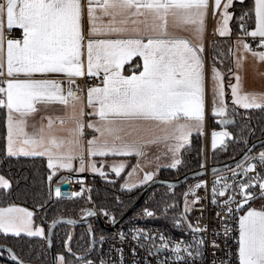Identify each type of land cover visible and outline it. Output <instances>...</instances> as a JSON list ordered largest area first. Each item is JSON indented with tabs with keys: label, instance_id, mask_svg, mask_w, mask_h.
I'll list each match as a JSON object with an SVG mask.
<instances>
[{
	"label": "snow or ice",
	"instance_id": "1",
	"mask_svg": "<svg viewBox=\"0 0 264 264\" xmlns=\"http://www.w3.org/2000/svg\"><path fill=\"white\" fill-rule=\"evenodd\" d=\"M232 3L233 0H224L223 5L221 0H87L85 5L82 0H0V76L7 77L0 80V106L7 109L6 155L46 157L48 168L53 170L49 181L56 171L73 169L76 160L80 166L75 171H84L85 152L90 158L88 167L101 176L106 175L102 166L98 168L91 157L135 156L137 162L121 185L129 190L153 180L161 166L176 168L182 163L181 151L190 144L192 132H202L204 126L206 63L203 52L209 9L213 16L220 10L221 20L216 31L224 36L231 32L229 20L233 13L228 9ZM85 7L86 44L82 23ZM254 12L255 28L244 30L243 23L240 27L242 36L259 38L256 48L238 39L234 42L235 49H229L237 70L242 67L246 54L264 62V51L257 50L264 48V0H254ZM247 14L244 12L238 19L243 21ZM5 26L9 30L14 26L21 29L23 39H6ZM133 57L142 60V65L125 75L124 66ZM225 72L229 77L235 76V82L229 79L227 85L231 90L233 114H239L235 106L264 111V92L246 91L238 72L232 67L218 68L214 58L211 66L212 113L220 117L219 123H235L234 118L227 115ZM50 74H63L67 78V89L60 80L46 78ZM85 74L103 77L101 85L87 88V106L91 109L87 115L95 117L88 121L87 128L94 130L96 135H91L86 142L83 95H75L72 90L76 78ZM21 75L24 78H19ZM76 102H80L78 110ZM54 104L63 105L66 110L63 117H57L59 129L54 128V121L49 117L47 124L34 122L31 132L26 130L30 116ZM69 108L71 111H67ZM243 132L241 129L240 135L234 137L227 128L213 130L212 148L225 147V138L236 139L247 146ZM152 146L162 151L150 160L147 157ZM162 156H170V164L161 165ZM153 161L155 170H144L142 165ZM235 165L230 169L231 177H215L211 202L220 204L229 216L233 211L243 212L238 216L236 229L238 264H264V205L249 206V201L255 198L253 185H258L259 195L264 198V148L258 153L249 148ZM203 166L201 163V168ZM125 167L123 161L110 166L117 176ZM225 169L229 166L214 168L213 172ZM138 172L143 173L142 179ZM249 172L254 175L249 177ZM0 187L10 188L3 176H0ZM201 187H207L206 181L191 185L183 193V211L171 217L175 228H186L192 233L191 240L174 239L159 230H130L137 246L146 248L149 255L168 251L169 255L163 261L157 260V264H196L204 259V238L197 236L202 229L188 219L192 205L201 199L196 195ZM237 192L241 197L239 201L236 200ZM55 195L69 194L62 193L57 186ZM71 195L80 196L81 192ZM218 196H226V199L218 200ZM174 207L175 204L166 205L163 215L167 217L169 208ZM100 211L109 215L104 208ZM142 211L147 217L156 215L147 208ZM87 214L95 215V212L89 210ZM32 218L31 211L15 204L0 207V233L42 237L51 247L50 236L45 235L42 227L33 228ZM110 218L115 223V218ZM65 222L75 223L71 219ZM120 238L123 240L125 233L121 232ZM70 240L69 236L64 244L73 258L57 254V264H109L103 257L98 262L88 258L96 251L95 238L80 254L72 251ZM99 240L102 243L105 237ZM213 246L218 247L215 241ZM7 250L17 264H28L12 249ZM117 251L123 264V249ZM132 252L135 255L136 248Z\"/></svg>",
	"mask_w": 264,
	"mask_h": 264
},
{
	"label": "trees",
	"instance_id": "2",
	"mask_svg": "<svg viewBox=\"0 0 264 264\" xmlns=\"http://www.w3.org/2000/svg\"><path fill=\"white\" fill-rule=\"evenodd\" d=\"M230 9L233 13V17L230 20V29L233 35L242 34L241 23H243L244 30L249 31L253 27V0L235 1ZM244 12L248 13L246 19L240 21L238 18ZM230 47V41H222V44L211 47L213 58H215L216 64L222 70L232 67L231 56L229 54ZM229 79L231 77L225 72L227 91ZM232 108L233 104L229 102L227 115L228 117H233L235 123L229 124L227 127V125H221L219 120L214 118L211 122V131L227 128L236 137L240 135L241 129H244L243 135L248 143L264 137V111L259 109L245 110L236 107V111L239 114L234 115ZM6 114L5 107L0 106V173L9 179L11 184L8 191L0 190V206L9 204L26 206L33 211L34 220L44 224L46 227L60 217L82 218L91 210L89 199L84 191H77L81 192L80 196H71L68 199L54 197L52 195V180H48L50 170L44 158L9 157L6 155ZM247 129H251V132ZM204 144L203 136L195 137L189 145L182 149V163L179 167L176 170L163 169L160 171L159 177L172 179L200 168L201 163L205 164ZM245 148L246 145L244 143L230 138L225 143V147L218 146L216 149L210 150L209 162L213 164L227 162L240 154ZM261 148H264V145H260L255 150H260ZM123 177V175L115 176L114 174H106L105 176L88 174L85 177L90 187L95 207L99 211L101 208H104L114 218H119L127 210L142 188L137 187L125 190L121 187ZM197 179L188 180L178 187L158 185L149 191L136 209L146 207L154 211L156 215L151 217V222L158 225H166L172 233L183 235L189 231L186 228L183 230L175 228L171 217L174 213L178 214L181 212L184 198L183 193ZM170 204H175L176 207L169 208L167 217H165L163 215L164 208ZM87 225L59 224L52 236L54 252L56 253L58 250H61L66 258H73L64 249V241L69 235L70 227H74L73 239L70 242L74 253L80 254L84 252L92 244L94 238L95 244L93 246L95 247L99 238L97 239L95 235L91 236L87 230ZM96 228L102 232L99 226H96ZM0 244L10 247L17 256L27 262L49 264L50 256L45 239H35L26 236L4 237L0 235ZM0 263L15 264L2 252H0Z\"/></svg>",
	"mask_w": 264,
	"mask_h": 264
},
{
	"label": "built area",
	"instance_id": "3",
	"mask_svg": "<svg viewBox=\"0 0 264 264\" xmlns=\"http://www.w3.org/2000/svg\"><path fill=\"white\" fill-rule=\"evenodd\" d=\"M244 19H246V16ZM243 38L253 48H256V45L258 44L256 38H252L250 36H243ZM260 49L262 48H259L258 50ZM80 79L82 82V88H85L86 84L88 83L94 85L100 83L99 78L96 77L91 78L89 82H87L85 76L80 77ZM77 89H73V92L76 95H80L82 90L80 89L81 91H78ZM87 113L88 109L86 108L85 118ZM205 162L209 163L208 160ZM233 168H235V166ZM253 175L254 173L252 172H249L248 174L249 177ZM216 176L218 175L206 174L205 176L190 184V186L195 185L200 180H204L207 183L206 188L201 187L200 189H197L196 195L200 196L201 199L198 203L192 205V211L189 213L193 225L202 229L201 232L197 233V236H202L204 238V247L202 248L204 259L202 261H197L196 264H238L236 256V236L238 233L236 229L237 219L241 212L237 213L233 211L232 215L229 216L220 204H213L211 202V188ZM228 177H231V174ZM237 179H239V177ZM67 181L69 182L68 189L70 190V193L82 191L83 189L87 198L89 199L91 209L94 210L97 219L105 227L104 234L102 235L105 237V240L102 243L99 239L97 240L95 246L96 251L92 252V254L88 257L89 259H93L98 262L99 259L103 257L109 262V264H121L120 253L117 251L118 249H123V264H157V260L163 261L165 257L169 255L168 251H163L156 255H149L146 248L138 247L136 242L132 239V233L130 230L133 228L159 230L160 232L164 233L165 236L172 237L174 239L183 238L186 241L192 239V233L190 231L183 235H177L172 233L166 225H158L151 222V217H147L143 214L142 210L146 207L135 209L127 218L120 222H117L118 218H115V223H113L112 219L110 218L112 217L111 215H104L95 207L92 200L91 190L86 178H84L83 181H69V179H67ZM53 184L60 185L61 182H53L52 187ZM252 190L254 192L255 198L249 201V203L255 201L256 199L262 198L259 195L258 185H253ZM71 196L72 195L70 194L68 198H71ZM226 196H218L217 199H226ZM57 198L68 199L60 196ZM188 198H190V200L193 199L191 195ZM240 198V194L237 192L236 200L239 201ZM217 213H219V215H217ZM121 232L125 233V238L123 240L120 238ZM213 241H215V245L218 247L213 246ZM156 243L159 244L160 241L157 240ZM133 248H136L135 255H133L132 252Z\"/></svg>",
	"mask_w": 264,
	"mask_h": 264
},
{
	"label": "crops",
	"instance_id": "4",
	"mask_svg": "<svg viewBox=\"0 0 264 264\" xmlns=\"http://www.w3.org/2000/svg\"><path fill=\"white\" fill-rule=\"evenodd\" d=\"M235 1H242V0H233V2H235ZM82 3H84L86 5L87 0H82ZM221 3L223 5L224 0H221ZM230 8H231V6L229 7L228 11L231 12ZM253 14H254V22H253V27L250 30L255 28L254 0H253ZM220 20H221L220 10L218 9L217 14L215 16H213L212 10L210 8L208 17L206 19V30H205V34H204V52H203V55L205 57V63H206V96H205L204 126H203L202 132L193 131L191 136H190V143L197 136H203L204 137V142H205V144H204V155H205V160H208V161H209V152L211 149H213L211 147V140H210V138L212 139L211 122L214 118H216L217 120H220V117L214 116L212 113V84H213V82L211 80V66H212V61L214 58H213V50L211 47L222 44V41H230V44H231L230 48H232L234 50L235 49V43L234 42L238 39H244L242 34L233 35L232 32H230L229 34H226L224 36H221L216 31V28L218 26V22ZM230 20H229V28H230ZM82 23H83L84 37H85V44H86V41L88 39L86 7H85L84 19H83ZM5 37H6V39L11 38V39L22 40L23 39V33H22V30L19 29L18 27L14 26L11 30H9L5 26ZM258 39L259 38H256L257 43H258ZM258 51H264V48H262ZM84 62H85V70H86V64H87L86 50H85ZM231 62H232L233 70L237 71L238 74L241 76L243 88L246 91L264 92V62L257 60L251 54H246V59L243 61L242 67L239 68L238 70L235 69V63H234L232 57H231ZM137 65H142V60L138 59L137 57H133L130 61H128L125 64L124 74L130 75L135 70V66H137ZM216 66L218 68H220L217 64H216ZM85 77L87 79V82H89V80L91 78H94V77L88 76L87 74H85ZM6 78H7L6 75L0 76V80H4ZM19 78H24V77L21 75ZM37 78H41V77L37 76ZM46 78L60 80L63 83L65 90L68 87L67 78L63 74H50ZM96 78H99V80H100V83L96 84V85H101L102 79H103L102 75L100 77H96ZM231 81L233 83L235 82V76H231ZM224 83H225V80H224ZM93 85L94 84L88 83V84H86L85 88H82L81 79L76 78V83L72 86V90L77 89V88L82 90L80 95H83L84 111L86 108L88 109V112L91 111V109H89L87 106V88L89 86H93ZM230 94H231L230 88H228V91H227L226 86H225V97H226V103L228 104V106H229V102L232 103ZM76 107L78 110L80 107V102H76ZM235 107L240 108L239 106H235ZM228 109H229V107H228ZM65 111L66 110H65L64 106L60 105V104H54L52 106H49L46 110L41 108L40 111H38L33 116H30L28 118V127L26 128V130L31 132V130H32L31 125L34 122H36V123L42 122L44 124H47L49 117H51V119L54 121V128L59 129L61 127V125H60L57 117H63L65 115ZM67 111H71V109L69 108ZM6 113H7V109H6ZM41 117H43L44 119L41 120ZM89 120H95V117H90L89 115H87L85 118V116H84L85 133H86L85 142L87 141L88 138H90L91 135H96L94 130L87 128V123ZM215 131H220V130H215ZM6 146H7V114H6L5 151H6ZM160 150L161 149L157 150V146H152L151 150L148 154V157H153L154 155H157V152ZM34 157H40V156H34ZM42 158H44V160L47 164V158L46 157H42ZM89 159L90 158L88 157L87 153L85 152L84 171H82V172L75 171V169L80 166L79 160H76L73 162V169H60V170L56 171L57 173L53 176L52 183L57 182V180L61 176H65L70 181V180H78L79 178H85V177H79V174H81V173L100 175L99 172H93L90 170V168L88 167V164H87ZM91 160L95 162V164L98 168L102 166L105 174H114L115 176H117V175L115 174V172H113L111 170L110 166L113 164H119L120 162L123 161L125 163L126 167H125V170L123 172H121V174H120V175L124 176L122 183L123 182L125 183V181L128 177V172L131 171V166L136 164V162H137V158L135 156H119V155L94 156V157H91ZM142 166H143L144 170H146V171L155 170V165H152V164H149V166L147 164H143ZM47 167H48V165H47ZM178 167H179V165L176 167V169ZM163 169L176 170V169H173L171 167L161 166L153 178L159 177V173ZM49 170H50V172L52 171V169H49ZM137 175L142 179V177H143L142 172H138ZM147 183L138 185L137 187H143ZM15 205L23 206L20 204H15ZM261 205H264V198L256 199L255 201L249 203V206H253V207H260ZM5 206H7V205H5ZM23 207H26V206H23ZM246 210H247V208L245 207L244 211H246Z\"/></svg>",
	"mask_w": 264,
	"mask_h": 264
},
{
	"label": "water",
	"instance_id": "5",
	"mask_svg": "<svg viewBox=\"0 0 264 264\" xmlns=\"http://www.w3.org/2000/svg\"><path fill=\"white\" fill-rule=\"evenodd\" d=\"M260 145H264V137L262 138H258L256 140H253L251 142H249L246 146V148L240 153L238 154L236 157H234L233 159L227 161V162H223V163H218V164H213V163H206L204 164L203 168H198L196 170L190 171L188 173H184L181 174L179 176H177L176 178L173 179H166V178H162V177H155L153 178V180L149 181L146 185H144L140 191L138 196L135 198V200L129 205V207L127 208V210L117 219V222H120L122 220H124L125 218H127L137 207L138 205L141 203V201L146 197V195L149 193L150 190H152L154 187L158 186V185H164V186H169L172 185V187H178L180 185H182L183 183L187 182L188 180H194L197 178H201L203 176H205L206 174H215L221 171H217V172H213V169H223L224 165H228L229 169L233 168L235 165V161L239 160L245 151H247L249 148L252 149V152L255 151L256 148H258ZM255 146V147H253ZM229 169H225V170H229ZM223 170V171H225ZM88 174L86 173H81L79 174V177H87ZM63 178V179H62ZM60 185H56L53 184L52 187V195L54 197H58L55 195V188L57 186L60 187V190L62 193H68L69 195H62L60 197H64V198H68L70 196V190L68 189V181L67 178L65 176H61L58 180L57 183H60ZM90 211H93V209H91ZM93 218H95L97 220V224L103 229L105 230V227L103 226V224L97 219L96 215H88L85 214L82 218H73V217H60L55 219L54 221H56L55 224H53V222H51L49 224V226L47 227V233L46 236H50L51 241H52V236H53V232L55 230V228L62 223H66L65 221L68 219H71L73 221H75V223H72L73 225H87ZM51 230V231H49ZM47 244V241H46ZM47 248L49 251V264H54L55 261V252L53 249V242L51 244V247L48 246L47 244ZM7 249H11L10 247L4 245V244H0V252L5 253L8 257H10L12 259V255L9 253V251ZM13 251V250H12ZM13 260V259H12ZM13 262L15 264H17L16 260H13ZM28 264H34V263H30L28 262Z\"/></svg>",
	"mask_w": 264,
	"mask_h": 264
},
{
	"label": "rangeland",
	"instance_id": "6",
	"mask_svg": "<svg viewBox=\"0 0 264 264\" xmlns=\"http://www.w3.org/2000/svg\"><path fill=\"white\" fill-rule=\"evenodd\" d=\"M230 93V92H229ZM231 95V94H230ZM229 125H227V127H228ZM230 138H225V140H226V142L229 140ZM210 140H211V147H212V139L210 138ZM218 146H220V145H218ZM161 150L160 151H162V148H160ZM157 150H159L158 148H157ZM261 150V149H260ZM260 150H255L253 153H258ZM160 151H158L157 152V154H159V152ZM153 157H148V159H152ZM206 161V160H205ZM170 162H171V159H170V156L169 157H161V160H160V164L161 165H167V164H170ZM148 166H149V164H147ZM152 165H155V161H153V163H152ZM173 169H176V168H173ZM53 171V170H52ZM52 171L50 172V174L52 173ZM57 173V172H56ZM55 173V174H56ZM49 174V175H50ZM231 174V171H230V169L229 170H225V171H221V172H218V173H215V175H218V176H229ZM0 176H3L5 179H7L8 181H9V179L7 178V177H5L4 175H2L1 173H0ZM176 178V177H175ZM83 179L84 178H79L78 180L79 181H83ZM173 179V178H172ZM9 183H10V181H9ZM122 184H124V182L122 183ZM190 186V185H189ZM189 186L186 188V191L188 190V188H189ZM10 187H11V184H10ZM10 189V188H9ZM9 189H3L2 187H0V190H4V191H8ZM125 190H129V189H127V188H124ZM188 200L191 202V200H190V198H188ZM183 204H184V198H183V201H182V209H181V211H183ZM8 206V205H7ZM17 206H19V205H17ZM0 207H4V206H0ZM19 207H22V208H26V209H28L29 211H31V209H29L28 207H23V206H19ZM32 213H33V211H31ZM241 215H243V212H241L240 213ZM33 228H35V227H42L43 229H44V231H45V235H46V233H47V227L44 225V224H42V223H39V222H36L35 220H34V213H33ZM188 219L189 220H191V217H190V214H188ZM96 226H99L98 224H97V220L95 219V218H93L89 223H88V225H87V230H88V232L91 234V236H96V238L98 239L99 237H101L103 234H104V230L99 226V228H101V230H102V232H100L97 228H96ZM90 227H91V231H89V229H90ZM74 227H70V229H69V235H68V237L70 236L71 237V240L69 241V244H70V242L72 241V239H73V229ZM96 233V234H95ZM0 235L1 236H4V237H15L14 235H12V234H7V235H5L4 233H0ZM21 236H26V237H28L26 234H21ZM68 237L65 239V241L66 240H68ZM29 238H35V239H44V238H42V237H29ZM64 241V242H65ZM70 247H71V245H70ZM72 248V247H71ZM64 249H65V251H67L66 250V248H65V244H64ZM73 251V250H72ZM74 252V251H73ZM57 254H63L64 255V253H63V251H61V250H58L56 253H55V257L57 256ZM77 254V253H76ZM54 264H57V262H56V260L54 261Z\"/></svg>",
	"mask_w": 264,
	"mask_h": 264
},
{
	"label": "bare ground",
	"instance_id": "7",
	"mask_svg": "<svg viewBox=\"0 0 264 264\" xmlns=\"http://www.w3.org/2000/svg\"><path fill=\"white\" fill-rule=\"evenodd\" d=\"M68 183V185H69V182H67Z\"/></svg>",
	"mask_w": 264,
	"mask_h": 264
}]
</instances>
